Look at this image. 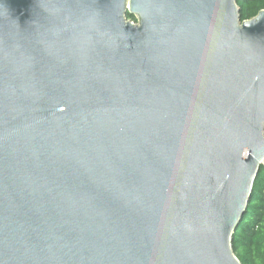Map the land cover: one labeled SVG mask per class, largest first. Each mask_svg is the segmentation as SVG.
Returning <instances> with one entry per match:
<instances>
[{"label":"water","instance_id":"1","mask_svg":"<svg viewBox=\"0 0 264 264\" xmlns=\"http://www.w3.org/2000/svg\"><path fill=\"white\" fill-rule=\"evenodd\" d=\"M263 164L264 9L0 0V264H242Z\"/></svg>","mask_w":264,"mask_h":264},{"label":"trees","instance_id":"2","mask_svg":"<svg viewBox=\"0 0 264 264\" xmlns=\"http://www.w3.org/2000/svg\"><path fill=\"white\" fill-rule=\"evenodd\" d=\"M237 4L242 21L264 9V0H237ZM127 18L137 21L130 12ZM232 248L242 264H264V164L254 181L248 209L235 230Z\"/></svg>","mask_w":264,"mask_h":264}]
</instances>
